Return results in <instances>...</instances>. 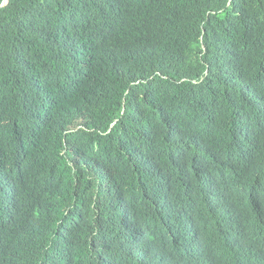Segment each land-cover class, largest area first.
Here are the masks:
<instances>
[{
  "label": "trees",
  "instance_id": "trees-1",
  "mask_svg": "<svg viewBox=\"0 0 264 264\" xmlns=\"http://www.w3.org/2000/svg\"><path fill=\"white\" fill-rule=\"evenodd\" d=\"M3 1L0 264H264V0Z\"/></svg>",
  "mask_w": 264,
  "mask_h": 264
},
{
  "label": "rangeland",
  "instance_id": "rangeland-1",
  "mask_svg": "<svg viewBox=\"0 0 264 264\" xmlns=\"http://www.w3.org/2000/svg\"><path fill=\"white\" fill-rule=\"evenodd\" d=\"M144 245V242H139L138 244H137V251H142V246Z\"/></svg>",
  "mask_w": 264,
  "mask_h": 264
},
{
  "label": "clouds",
  "instance_id": "clouds-1",
  "mask_svg": "<svg viewBox=\"0 0 264 264\" xmlns=\"http://www.w3.org/2000/svg\"><path fill=\"white\" fill-rule=\"evenodd\" d=\"M4 1H5V0H4ZM4 1H3V2H4ZM3 2H2V3H3ZM6 2H7V0H6ZM6 2H5V3H6ZM5 3H4V4H5ZM1 5H2V4H1ZM145 243H146V240L144 241V245H145ZM144 245H143V246H144ZM143 246H142V248H143ZM142 248H141V249H142ZM135 252H136V253H139V252L142 253L140 250L137 251V245H136V247H135Z\"/></svg>",
  "mask_w": 264,
  "mask_h": 264
},
{
  "label": "water",
  "instance_id": "water-1",
  "mask_svg": "<svg viewBox=\"0 0 264 264\" xmlns=\"http://www.w3.org/2000/svg\"><path fill=\"white\" fill-rule=\"evenodd\" d=\"M5 2H6V0H5V1L2 3V5H1V6H3Z\"/></svg>",
  "mask_w": 264,
  "mask_h": 264
}]
</instances>
